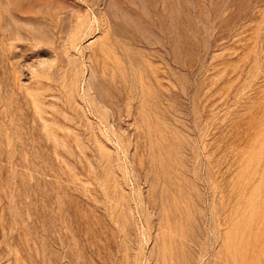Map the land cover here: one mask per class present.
Listing matches in <instances>:
<instances>
[{"label": "rangeland", "instance_id": "rangeland-1", "mask_svg": "<svg viewBox=\"0 0 264 264\" xmlns=\"http://www.w3.org/2000/svg\"><path fill=\"white\" fill-rule=\"evenodd\" d=\"M0 264H264V0H0Z\"/></svg>", "mask_w": 264, "mask_h": 264}]
</instances>
